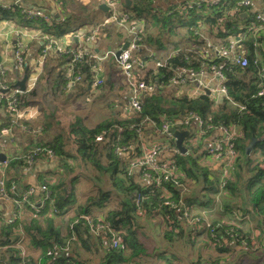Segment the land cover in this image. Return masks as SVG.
<instances>
[{"label": "crops", "instance_id": "0c3cea01", "mask_svg": "<svg viewBox=\"0 0 264 264\" xmlns=\"http://www.w3.org/2000/svg\"><path fill=\"white\" fill-rule=\"evenodd\" d=\"M130 1V6H132L136 0ZM185 1L195 0H153L149 8L144 9L142 16L148 19L145 36L149 37L151 41L145 40L148 49L142 48L132 52L133 72L144 80L154 81V92L162 94L166 99H177L183 96L196 98L206 94L212 101L211 109L214 112L226 109V106H223L225 96L220 90L222 82L209 69V64H212L215 59V51L222 43L236 41L246 51L251 50L248 47L249 37L236 34L245 23L244 19L253 17L256 12L264 14V0H253L248 8L238 10V7V12L232 15L235 17L234 22L230 26H224L227 29V35H222L218 32L219 29L209 26L203 18H199L196 21L203 25L201 24L202 27L197 29V34H195L197 38L192 35L191 28L187 27V18L184 19L178 14L170 15L174 11L169 12L173 8H179L175 11L183 14L181 5ZM0 5L5 8L9 6L7 9L12 12L9 19L0 20V68L5 71L2 80L13 86L23 76L24 69L17 67L14 54L20 42L25 47L23 56L27 64L26 86L19 96V107L27 111L25 119L16 120L6 112L2 98L5 92H0V130L11 127L9 132L0 133V156H4L3 161H6L7 164L4 170L5 188L10 196V199H0V227H11L13 248L19 250L21 247L26 255L37 261L38 264H63L66 257L74 258L78 264H99L108 259L110 250L105 232L99 231L98 234H94L90 231L89 236L83 233L76 235L78 240L72 241L70 249L58 251L54 258H50L46 254L50 248L48 244L50 245L54 240L46 238L43 233L57 227L60 229L56 232L57 238L60 240L67 235L68 224L79 212L87 213L78 215L91 214L102 217L109 209L122 210L124 193L118 189L115 190L114 183L109 179V173H105L102 184L98 180L97 171L88 160L79 159L74 143L77 135L73 130L77 126L92 128L99 123L129 118L132 115L130 113L132 92L124 81L121 68L113 56L98 62V74L104 82L93 90L90 89V82L85 78V75L81 82L69 87L64 86L58 67L66 59V55L61 52L68 47L77 48L79 46L87 52L102 55L109 49H119L124 42L130 40L131 35L126 26L116 23L100 26L109 11L99 8L100 4H97L95 0H0ZM22 8L37 9L46 13L49 16L46 23L48 26L67 21L70 29L64 35L55 37L51 32L39 27L38 22L26 23L27 20L22 18ZM127 8L125 0H119L116 11L119 15L129 13ZM244 12H248V15L245 16ZM164 13L169 14L166 16L168 22H171L169 26L167 23L166 28L160 24L161 22L156 23L155 20L156 16H162ZM240 15L244 18H237ZM93 30L98 33L90 41H84L83 36L90 34ZM49 37H52L54 42L39 67L36 65V60L39 58L40 47ZM184 53L189 54V60L190 56L193 58V68H198L200 65H204L206 68L205 72L196 80L179 83L171 78L184 62H188L184 60ZM162 59H166L170 64L168 68L157 66V61ZM170 59L173 60L172 64ZM86 61L88 62L87 57L84 63ZM81 66L83 69L84 65ZM32 77H35V84L33 88L27 90V85ZM230 105L235 107L234 102H231ZM177 118L181 119L182 115ZM177 128L179 130L192 129L190 134L192 140L188 143V146H192L190 150L192 153L189 155L188 152L179 154L183 157L191 155L200 166L207 168L209 178L212 180L215 178L217 186V179L225 158L212 156L208 149L222 137V130L219 127L202 130L195 120L191 121L188 126ZM235 128V131L240 132L238 137L242 136L240 128ZM53 138H58L56 142L62 148L60 153L40 156L30 164L25 162L24 156L31 148L37 143L50 142ZM85 142L88 144L86 140ZM101 142L92 141L91 150H97L102 145ZM140 142L142 143L141 150L143 147L158 143L164 145L157 155L159 161L168 160L174 155L172 140L152 127H145ZM173 142L175 144L174 136ZM129 149L128 153L120 154L121 158H118L114 164L117 170L123 169L128 160L135 158L136 146L134 148L132 145ZM253 151L252 149L251 155L255 156ZM179 154L174 156L176 160L180 158L177 157ZM103 161L105 164L109 162L105 157H103ZM136 161L132 160L133 163ZM0 162H2L1 158ZM68 167H76V169L69 172ZM131 176L138 187L148 184V180L143 177L138 164L133 168ZM74 177L77 178L72 180ZM12 180L18 184V186L16 184V190L20 192L26 190L27 187L34 189L32 200L39 211L23 204L18 206L20 211L15 217L16 205L11 197L16 191L12 193L10 190ZM69 180L74 182L75 195L73 194L65 200L69 204L64 211L59 209L57 213L50 212L47 203H45L46 200H43L46 190L42 188V185H46L47 191L51 192V184H59V188L64 194L65 185L69 184ZM186 186L183 207L191 201L190 206L200 208L199 203L206 202L208 195L201 197L204 190L201 185L197 186L193 181H190ZM99 189L109 191V196L103 201V205L87 206L88 199L95 196ZM213 195V192H209V196ZM206 205L208 207V204ZM15 218L18 220L16 224H13ZM136 220L135 227L138 231L140 226L151 229H160L162 226L161 216L155 215L154 212L138 216ZM79 239H83L85 243H81ZM234 248L236 250L233 255L238 258L237 264H253L247 258L241 257L246 253L245 247L235 245ZM253 255L258 258L255 254ZM0 260V264L9 263L7 248L0 250ZM16 264H20V262L18 261ZM119 264L131 263L124 261ZM255 264H264V256L259 257Z\"/></svg>", "mask_w": 264, "mask_h": 264}, {"label": "trees", "instance_id": "16d2710c", "mask_svg": "<svg viewBox=\"0 0 264 264\" xmlns=\"http://www.w3.org/2000/svg\"><path fill=\"white\" fill-rule=\"evenodd\" d=\"M152 1L153 0H136L132 6L127 8L130 11L129 14L131 19L143 23L141 45L146 44L145 40L151 41L149 37L145 36L148 19L142 15L144 9L149 8ZM236 1L237 0H220L217 5L204 3L200 7L193 5L186 6L184 9H181L183 14L174 11L170 13V15L178 14L184 19L187 18L188 21L186 25L191 28V32H193L192 35L195 36V38H197V35H195L194 31L200 29L203 25L201 22L196 21L199 20V18H203L204 22L209 26L219 29L218 32L222 33V35H227L222 32L221 26H230L235 20V17H232V15H234L233 13L243 9L241 7L238 9ZM7 8L0 5V20L10 18L12 12ZM166 15L169 14L164 13L162 16H156V23L161 22L160 24L162 26L164 25V27H167L166 25L168 23L169 26L171 22H168ZM243 21L245 23L238 30L236 35L241 34L249 37L250 43L248 47H250L251 50L246 51V49H244L250 62L247 67L241 68L231 66L226 69L225 86L227 88V96L223 101V106H226V109H220L214 112L211 109L212 101L206 94H202L196 98L183 96L177 99H166L162 94L160 95L152 91L150 94L142 97V108L140 112H134L129 118L99 123L92 128L85 126H77L74 128L73 132L77 135V139H75L74 143L76 145V153L79 154V159L88 160L90 165L97 171L98 180L102 184L106 175L105 173H109V179L114 183L115 190L118 189L125 195L122 202V210L109 209L107 213H105V216H102L112 223V226L117 231V235L120 238L121 244L115 249L109 248L108 259L101 261L99 264H119L124 261L131 263V258L142 254L144 252V247L140 242V229H144V227L140 226L138 231L135 227V224H137L136 219L138 216L141 217L145 215V213L153 212L155 215H160L162 220V226L160 227L158 225L160 229L154 228V231H163L162 236L164 240L166 239L170 242L174 236H180L184 239H190L191 243L195 244L196 240H202L207 247H210L209 243H212L216 250L219 252L224 251L223 254L226 255L222 256L221 260H219L221 263L228 260V255L226 253L234 254V250H236L234 248L235 245L245 247L246 253L242 254V258H247L251 263L253 262V264L257 262L259 257L264 256V96L257 95L258 90L264 87V80H261L257 74L258 69L264 70V28L258 29L254 24L253 17L246 18ZM25 22L30 24L38 21L27 20ZM46 23L47 22H38V26L51 32L55 37L64 35L70 29V26L67 25V21L55 24L54 26H52V24L48 26ZM251 26L258 30L248 31V27ZM142 48L144 47L140 46L137 51ZM184 56H188V60L186 61H190L191 63L184 62L180 67L191 66V68H193V58L190 56L189 60L188 53H184L183 57ZM255 58L258 60L257 65L252 64ZM66 59H68L67 56ZM84 61L85 58L82 62L77 64V69L84 74L85 78L90 82L88 62L86 61V63H84ZM172 61L170 59L171 64L173 63ZM81 65H84L83 69ZM199 67H201V65ZM198 68L195 67L194 69ZM152 82L154 83V81ZM231 102L235 103L236 108L230 105ZM5 103L4 100V105ZM240 105H243L244 108L239 110ZM188 111L197 113L203 119L205 122L203 127L208 124L213 126L218 124L227 126L232 125L239 127L242 132V136L236 137L234 140V146L238 155L232 165L231 176L224 188L223 192L225 193L221 195L219 193L220 177L217 179L216 186V180L215 178L213 180L209 178V170L207 168L200 166L191 155L183 157V155L179 154L180 152H173L174 155L172 157L173 163L178 167L179 181L177 184L173 183L171 180H162L159 185L148 181L146 186L138 187V185L133 182L132 173L131 175H127V170L131 168V171H133V168L137 165L136 160L141 155L140 150L142 143L140 142L141 136L138 137L136 131H134L130 125L141 122V120L145 118H149L159 125L163 120H173ZM103 132H105V134L101 142L102 145H100L97 150H91L93 147L91 142L94 141L95 135ZM57 139L58 138H53L50 142L39 143V145L51 147L53 151H55V154L56 152L60 153L62 148L60 144L56 142ZM253 139L254 143L252 148L247 153L246 148ZM85 140L88 144H86ZM116 142L125 143L129 146L123 153H128L132 145L134 148L136 146V156L133 158L136 161L135 163L132 162V159L128 160L126 167L123 169L117 170L114 167L117 159L121 158L120 154H123L113 151ZM171 145L172 147H176L173 140ZM187 148L188 153H186L189 155L192 153V151H190L192 146L189 145ZM252 149L254 150L253 153H255V156L251 155ZM178 154L179 156L177 157L180 158L176 160L174 156ZM103 157L109 162L105 164ZM138 167L141 171L143 170L142 167ZM67 170L70 172L73 171V168L68 167ZM76 178L77 177H74L72 180ZM187 180H192L196 184H201L204 190L201 197H205L206 194L208 195L206 202L199 203L201 206L200 208L190 206L191 201L183 207ZM11 182L14 181L12 180ZM68 183V186L67 184L65 185L64 194L59 188V184H51L49 198L45 201L50 212L57 213L59 209L64 211L69 204L65 200L70 198L73 194L75 195L74 182L69 180ZM15 191L16 192H13L14 194L11 197L13 200L20 199L25 192V190L21 192L18 190ZM135 191L141 194V202L139 205H136L134 202ZM209 192H213L214 195L209 196ZM217 194L218 198H216ZM108 196L109 191L99 189L95 196H91L88 199L87 206H102L103 201ZM32 197L33 194L29 195L27 200L22 201V205L27 204L30 208L37 210ZM167 198L173 200L176 204H164V200ZM30 202H32L33 206L29 204ZM206 204H208V207ZM193 209L196 211L208 209L210 210L209 215L215 214L212 216V219H210V222L212 225L218 224V227L215 228V237H217L219 241H214L213 237L209 234V228L205 227L204 223L199 222L191 224L187 220L183 211L188 210L189 212H193ZM19 211L20 208L16 206L15 217L18 215ZM37 211H39V209ZM81 213L87 212L75 214L70 223L74 219H77V221L72 224V228H70V223L68 224V233L62 239L58 240L57 238L56 232L60 230L57 227L43 233L46 238L54 240L50 245L48 244L50 247L48 249L50 250V254H47V250V256L54 258L58 251L70 249V244L72 241L78 240L76 239V235L80 233L89 236L90 229L83 216L92 215H78ZM17 220L18 218H15L13 224H16ZM203 235H206L209 243ZM79 241L85 243L83 239H79ZM6 248L9 252L8 264H16L20 260V250L13 248L11 227H0V250ZM163 250L165 249L161 251ZM252 253L258 258H255ZM165 255L167 256V260H165L167 263L177 264L176 262H179L177 258L179 256L178 254L175 255L172 253L170 255L168 251L165 250ZM170 257L174 260H170ZM116 261L118 263H115ZM27 264H38V262L28 256ZM63 264H78V262L72 257H66ZM192 264H199L198 260Z\"/></svg>", "mask_w": 264, "mask_h": 264}, {"label": "built area", "instance_id": "2783aa9c", "mask_svg": "<svg viewBox=\"0 0 264 264\" xmlns=\"http://www.w3.org/2000/svg\"><path fill=\"white\" fill-rule=\"evenodd\" d=\"M81 1V0H80ZM253 0H237L236 4L238 7L241 8H248L251 6ZM97 4H105L110 8L108 16L102 21L100 26H106L111 23H116L122 26H126L128 33L131 35V38L128 42V45L125 49H122L120 51V54L118 57L115 56V53L117 50L121 49L122 46L119 47V49L112 50L109 49L105 51L102 55L93 54L90 52L85 51L81 47L77 48H66L64 51H62V54H65L68 59L59 64L58 71L60 72L62 79L64 81V85L66 87H69L77 82H81L84 74L78 71L77 64L82 62L84 58L87 57L88 59V66H89V73H90V89H97L100 87L104 80L101 76H99L98 71V62L103 60L104 58H107L109 56H113L117 63L119 64L121 68V73L124 78V81L129 86L132 92L131 100H130V113L133 114L134 112H140L142 108V97L144 95L150 94L152 91H154L155 85L152 81H147L142 78H140L137 74L133 72V62L131 59V55L133 51H137V49L140 46H143L144 48L148 49L145 44L141 45L142 42V28L143 23L131 19L129 13H123L118 14L116 11V6L119 3V0H95ZM220 2V0H195V1H185L183 5H181V8H185L186 6H196L200 7L204 3H208L210 5H217ZM9 7V6H8ZM179 8H173L169 12L178 10ZM22 18L24 20H34L38 22H48L49 16L37 9L29 10V9H23L21 10ZM254 24L258 29L264 28V14H261L259 12L254 13ZM248 27V31L254 30L257 31V28ZM221 30L223 32H227V29H225L223 26H221ZM98 31L93 30L90 34L84 35V41H90ZM195 34H197V30L195 31ZM77 35V34H75ZM54 40L52 37H49L44 45L40 48L39 51V58L36 60V65L41 66L44 59L46 58L49 50L52 47ZM25 47L20 42L18 46L16 47L14 54H15V61L18 68H21L22 70L27 66L23 51ZM185 60H188V56H184ZM249 58L247 56V53L243 46H241L239 43L232 42V43H222L219 45V47L215 51V59L213 60L212 64H209V69L213 71L214 75L217 76L221 82L222 86L220 88L221 92L224 94V96H227V88L225 86L226 81V75L225 71L229 68V66H236V67H247L249 66ZM254 65L258 64V60L255 58L252 61ZM170 64L167 62L166 59H162L161 61H157V66L159 67H168ZM205 66L202 65L198 69H194L191 67H179L175 74L172 76L171 79H173L176 82L184 83L187 80H196L200 75H202L205 72ZM5 74V71L0 68V89H7L5 94L2 96V98L5 100V109L6 112L11 115L16 120L25 119L27 115V111L24 108H20V93L22 91L16 86L12 87L8 85L5 81H3V76ZM257 74L261 80H264V70L258 69ZM35 84V77H32L27 85V90L33 88ZM257 95L264 96V87H261ZM244 106L240 105L239 109H243ZM196 121L199 123V128L202 130L212 129L219 127L223 135L220 139L216 140L215 143L208 149L209 153L212 156H220L225 158L224 162L221 165V172H220V178H219V193L220 195L225 193L224 188L227 184L228 179L231 176V169L232 165L234 163V160L236 159L238 152L234 146V140L236 137L240 135V132L234 130V126H227L224 124H218L216 126L213 125H206L203 119L195 112L188 111L185 114L182 115L181 119L175 118L173 120H163L160 122V124H156L153 120H150L149 118H145L141 120V122H136L130 125L131 128L136 131L137 136L140 137L143 135V130L146 126L152 127L155 130H157L160 134L163 136H166L167 138H170L173 140V132H171L170 127H181V126H188L191 121ZM11 127H5L0 130V133H7ZM105 132L99 133L95 135L94 141L100 142L103 139ZM129 146H127L125 143L116 142L113 147V151L115 153H123L128 149ZM164 148V145L158 143L155 145H151L148 147H143L141 150L140 158L137 160L138 166L142 167V175L144 178H146L149 182H153L156 185H159V183L164 180H171L173 183L177 184L179 181L178 178V167L173 163L172 158L165 160V161H159L157 159L158 153ZM172 152H179V150L176 147L172 148ZM54 151L51 147L48 146H42V145H35L33 148H31L26 155L24 156V160L27 163H32L36 158L44 155H53ZM6 161L0 162V199H10L9 194L6 191L5 188V174L4 170L6 167ZM132 171L131 168L127 170V175H131ZM42 188L46 190V193L43 197V200H48L49 198V192L47 191L46 185H42ZM10 190L11 192H15L16 190V184L14 182L10 183ZM34 193V189L32 187H27L24 194L20 199H16L13 202H15V205L21 206L22 201L27 200V197L29 195H32ZM220 197V196H219ZM216 198H218V194L216 195ZM134 202L136 205H139L141 202V194L138 191L134 192ZM29 204L32 205V202ZM164 204L168 205H175L173 200L167 198L164 200ZM202 216H209L210 210L208 209H202L197 211ZM206 213V214H204ZM184 216L187 218V220L191 224L199 223L200 217L198 215H195L194 212H189L188 210L183 211ZM83 218L86 220L89 229L92 233L98 234L99 231H103L107 234L108 237V244L109 247L112 249H115L120 246L121 241L119 236L117 235V231L112 226V223L107 220L103 219L102 217H91L89 215L83 216ZM209 221H204L203 223L207 228H209V234L213 237L214 241H219L217 237H215V228L218 227V224L212 225L210 222V218H208ZM77 219H74L70 223V228H72V224L75 223ZM47 254H50V250L47 251ZM20 264H27L28 262V256L23 251V249L20 247Z\"/></svg>", "mask_w": 264, "mask_h": 264}, {"label": "rangeland", "instance_id": "374dc122", "mask_svg": "<svg viewBox=\"0 0 264 264\" xmlns=\"http://www.w3.org/2000/svg\"><path fill=\"white\" fill-rule=\"evenodd\" d=\"M166 28V27H165ZM84 39V36H83ZM93 122V121H91ZM234 130L236 129L233 127ZM192 140V136H189L183 140V144L188 146V143ZM73 168V170H75ZM192 180H187L186 185ZM195 183V182H194ZM196 184V183H195ZM201 185V184H196ZM68 186V185H67ZM215 210V209H214ZM195 215L200 217V222L209 221L208 218L212 219V215L202 216L197 211H193ZM212 213V212H211ZM206 214V213H204ZM145 222V221H144ZM146 226V222L144 224ZM205 225V224H204ZM206 227V226H205ZM142 228V227H141ZM159 229V228H158ZM204 230V229H203ZM158 231V230H157ZM154 231L149 227H144V229H140L141 236L140 242L143 244L144 252L137 257L131 258V264H171L167 263V256L165 255V250L171 255L178 254L177 257L179 262L177 264H192L197 262L199 264H237L238 261L237 256L233 255L232 253H226L228 255V260L224 263L219 262L222 256H226L223 254L224 251L219 252L214 248L212 243H209L207 240L206 235H203L206 241L210 244V247H207L202 240H196L195 243H191L190 239L182 238L180 236H174L172 241L164 240L162 234L163 231ZM175 239V240H174ZM162 249H165L161 251ZM241 257H243L241 255ZM171 258V257H170ZM174 260V259H170Z\"/></svg>", "mask_w": 264, "mask_h": 264}, {"label": "water", "instance_id": "95a60500", "mask_svg": "<svg viewBox=\"0 0 264 264\" xmlns=\"http://www.w3.org/2000/svg\"><path fill=\"white\" fill-rule=\"evenodd\" d=\"M125 5L127 7H129L131 5V1L130 0H125ZM98 7L101 8L102 10H104V11H109L110 10V8L108 6H106L105 4H100ZM244 14H245V16H247L248 12H244ZM237 18H244V17L242 15H240V16H237ZM128 42L129 41L124 42L122 44L121 49L116 51V53H115L116 57H118V55L120 54V51L122 49H125L127 47ZM26 81H27V67L24 68L22 78L17 80L14 83L13 87L17 86L21 91H24L25 90V86H26ZM6 91H7V89H0V92H6ZM170 130L174 134L175 145L178 148L179 152L182 153V154L186 153L188 151V148H187V146H185L183 144V140H184V138H187V137L190 136L192 129L188 128V129L179 130L177 127L172 126V127H170ZM253 143H254V139L251 140V142L247 146V148H246V152L247 153L251 150ZM0 158H1V161H3L5 159L4 156H2V157L0 156Z\"/></svg>", "mask_w": 264, "mask_h": 264}, {"label": "clouds", "instance_id": "9594fccd", "mask_svg": "<svg viewBox=\"0 0 264 264\" xmlns=\"http://www.w3.org/2000/svg\"><path fill=\"white\" fill-rule=\"evenodd\" d=\"M13 87V86H12ZM23 92V91H22ZM175 139V138H174ZM36 145H39V144H36ZM176 146V145H175ZM177 148V147H176ZM178 149V148H177ZM220 177V176H219ZM47 187V186H46ZM90 216V215H89ZM92 217V216H91ZM95 218V217H94ZM103 219H104V217H103ZM110 248V247H109ZM112 249V248H111ZM20 250V249H19Z\"/></svg>", "mask_w": 264, "mask_h": 264}, {"label": "flooded vegetation", "instance_id": "af4514ba", "mask_svg": "<svg viewBox=\"0 0 264 264\" xmlns=\"http://www.w3.org/2000/svg\"><path fill=\"white\" fill-rule=\"evenodd\" d=\"M26 68V67H25ZM103 140V139H102Z\"/></svg>", "mask_w": 264, "mask_h": 264}]
</instances>
